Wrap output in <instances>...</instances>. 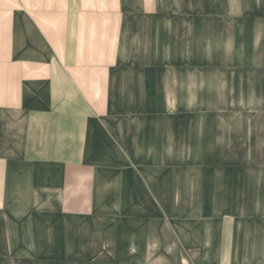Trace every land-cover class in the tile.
Returning a JSON list of instances; mask_svg holds the SVG:
<instances>
[{"label": "crops", "instance_id": "crops-1", "mask_svg": "<svg viewBox=\"0 0 264 264\" xmlns=\"http://www.w3.org/2000/svg\"><path fill=\"white\" fill-rule=\"evenodd\" d=\"M242 9L0 0V264H264V0Z\"/></svg>", "mask_w": 264, "mask_h": 264}, {"label": "rangeland", "instance_id": "rangeland-1", "mask_svg": "<svg viewBox=\"0 0 264 264\" xmlns=\"http://www.w3.org/2000/svg\"><path fill=\"white\" fill-rule=\"evenodd\" d=\"M219 2L220 0H210V6H211V22L212 24L214 22L218 21V7H219ZM195 7L197 10H202L203 7V0H195ZM250 9H251V0H243V17H242V21L245 22H249V15H250ZM24 258H26V255H24ZM36 258V264H41V261L39 263V261L37 260V258H41V256H35Z\"/></svg>", "mask_w": 264, "mask_h": 264}]
</instances>
